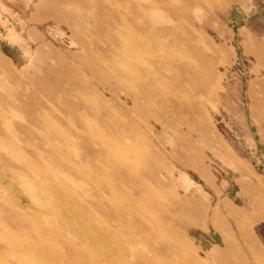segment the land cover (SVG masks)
Wrapping results in <instances>:
<instances>
[{
    "label": "rangeland",
    "instance_id": "obj_1",
    "mask_svg": "<svg viewBox=\"0 0 264 264\" xmlns=\"http://www.w3.org/2000/svg\"><path fill=\"white\" fill-rule=\"evenodd\" d=\"M91 1L0 0V201L48 200L28 210L44 213L30 228L45 237L34 246L1 230L9 219L0 210V235L28 248L12 263L103 264L82 214L95 207L84 193L97 189L131 227L136 207L160 237L183 236L199 264H264V0H167L144 30L127 5L156 0ZM113 61L129 66L121 86L107 78ZM126 93L139 96L136 106L123 107ZM107 140L124 153L122 166ZM134 191L143 193L136 202Z\"/></svg>",
    "mask_w": 264,
    "mask_h": 264
},
{
    "label": "bare ground",
    "instance_id": "obj_2",
    "mask_svg": "<svg viewBox=\"0 0 264 264\" xmlns=\"http://www.w3.org/2000/svg\"><path fill=\"white\" fill-rule=\"evenodd\" d=\"M91 1V0H90ZM116 1V0H115ZM125 1V0H124ZM138 1V0H137ZM195 0H187V2L190 3H194ZM204 1V0H203ZM93 3V1H91ZM128 2V1H126ZM117 3V2H116ZM125 3V2H124ZM162 3H167V0H159V1H152L150 3V5H148L147 8L142 7V5H140V3L138 2H134V4L131 5H127V7L131 8V10H133V14H132V19H133V23L134 26L137 27L139 30H144L146 28V25L144 24V21H146V23L148 21H150L151 15H150V10L151 8H159L161 7ZM182 3V2H181ZM118 4V3H117ZM208 4V3H207ZM210 5V4H209ZM90 6V5H89ZM119 6V5H118ZM88 7V6H87ZM115 7V6H114ZM124 7V5L122 6ZM185 7V6H184ZM210 8V7H209ZM112 9V8H111ZM112 11V10H111ZM110 11V12H111ZM113 12V11H112ZM125 12V11H124ZM132 12V11H131ZM130 11H128V13L131 14ZM153 12V11H152ZM155 12V11H154ZM108 13V12H107ZM127 13V12H126ZM127 13V14H128ZM172 13V12H171ZM178 13V12H177ZM110 15V13H108ZM158 14V13H156ZM102 15V14H101ZM105 15V14H104ZM103 15V16H104ZM107 15V14H106ZM153 15V14H152ZM193 15V14H192ZM118 16V15H117ZM158 16V15H157ZM161 16V14H160ZM167 16V15H166ZM173 18H177V14L173 13ZM108 17V16H107ZM162 17V16H161ZM165 17V16H164ZM162 17V19L164 18ZM169 17V16H168ZM110 18V17H109ZM172 18V17H171ZM195 18V17H194ZM130 19V18H128ZM165 19V18H164ZM170 19V18H169ZM180 19V18H179ZM109 20V19H108ZM124 19H121V21H123ZM152 20V19H151ZM184 20V19H183ZM99 21V20H98ZM178 21V20H177ZM195 21V19H194ZM103 22V21H100ZM125 22V21H124ZM167 22V21H166ZM170 22V20H169ZM186 22V21H184ZM120 23V21H119ZM163 23V22H161ZM189 23V22H188ZM101 24V23H99ZM126 24V23H125ZM166 24V23H165ZM169 24V23H168ZM96 25V24H95ZM127 25V24H126ZM125 25V26H126ZM131 25V23H130ZM161 25V24H160ZM171 25V24H169ZM186 25V24H185ZM97 26V25H96ZM95 26V27H96ZM118 26V25H116ZM148 26V25H147ZM162 26V25H161ZM164 26V25H163ZM175 27V25L173 26ZM193 27V26H191ZM128 29V27H126ZM132 28V27H131ZM152 28V27H151ZM160 28V26H159ZM169 28V27H168ZM168 28L165 29V27L163 29H161V33L164 35L167 32L166 31H170ZM176 28V27H175ZM194 28V27H193ZM121 29V28H120ZM130 29V28H129ZM135 29V28H134ZM133 30V28H132ZM148 31V30H147ZM185 31V30H184ZM188 31V30H187ZM187 31H185L187 33ZM149 32V31H148ZM189 32V31H188ZM122 33V32H121ZM138 33V32H137ZM136 33V34H137ZM153 33V32H152ZM150 33V34H152ZM198 33V32H197ZM130 34V33H129ZM132 34V32H131ZM134 34V33H133ZM149 34V33H148ZM123 35V34H121ZM127 35V34H126ZM140 35V34H139ZM118 36V35H117ZM120 36V35H119ZM131 36V35H130ZM135 36V34H134ZM141 36V35H140ZM146 36V35H145ZM129 37V36H128ZM127 37V38H128ZM139 37V36H138ZM188 37V36H187ZM199 37V36H198ZM119 38V37H118ZM125 38V39H127ZM141 38H143L141 36ZM140 38V39H141ZM180 38V37H179ZM132 39V38H131ZM135 39V38H134ZM137 39V37H136ZM135 39V40H136ZM151 39V38H150ZM165 38H162V40ZM178 39V38H176ZM187 39V38H186ZM202 39V38H201ZM120 40V39H119ZM124 40V38H123ZM133 40V39H132ZM139 41V40H138ZM157 41V40H156ZM155 41V42H156ZM153 42V41H152ZM152 42H149L150 44ZM161 42V41H160ZM170 42V41H169ZM176 42V41H175ZM174 42V43H175ZM185 42V41H182ZM181 42V43H182ZM126 43V42H125ZM140 43V42H139ZM142 43V42H141ZM144 43V41H143ZM137 44V43H136ZM153 44V43H152ZM156 44V43H155ZM165 45V43H163ZM201 44V43H200ZM204 44V43H203ZM130 45V44H129ZM133 45V44H132ZM187 45L188 47L193 51V52H197V45L194 41L192 40H188L187 41ZM114 46V45H113ZM116 46V45H115ZM123 46V45H122ZM136 46V45H135ZM182 46V45H181ZM104 47V46H103ZM108 47V46H105ZM117 47V46H116ZM147 47V46H146ZM111 48V47H110ZM124 48V47H123ZM138 48V47H137ZM143 48V47H142ZM156 48V47H155ZM120 49V48H119ZM118 49V50H119ZM208 49V48H207ZM206 49V50H207ZM107 50V49H105ZM111 50V49H110ZM121 50V49H120ZM140 50H142L140 48ZM165 50V49H164ZM143 51V50H142ZM152 51V50H150ZM168 51V50H167ZM111 52V51H110ZM140 52V51H139ZM147 52V51H146ZM149 52V51H148ZM169 52V51H168ZM188 52V51H187ZM122 53V52H121ZM130 53V52H129ZM128 53V54H129ZM144 51L142 52L143 55ZM191 53V52H190ZM127 53H125L126 55ZM131 54V53H130ZM145 54V53H144ZM111 55V54H110ZM124 55V54H123ZM178 55V54H177ZM192 55V54H191ZM147 56V55H146ZM164 56V55H162ZM170 56V54H169ZM180 56V55H178ZM109 57V56H108ZM135 57V55H134ZM150 57V56H149ZM148 57V58H149ZM153 57V56H152ZM190 57V56H189ZM97 58V57H96ZM110 58V57H109ZM119 58V57H118ZM129 58V57H126ZM169 58V57H167ZM191 58V57H190ZM140 59V58H139ZM163 59V58H162ZM165 59V58H164ZM171 59V58H170ZM194 59V58H193ZM159 60V59H158ZM161 60V59H160ZM166 60V59H165ZM180 60V58H179ZM195 60V59H194ZM198 60V59H197ZM121 61V60H120ZM163 61V60H162ZM205 61V60H203ZM128 62V61H127ZM144 62V61H143ZM184 62V61H183ZM194 62V61H193ZM196 62V61H195ZM108 62H106L107 64ZM121 63V62H119ZM145 63V62H144ZM180 63V61H179ZM123 64V62H122ZM139 64V63H138ZM185 64V63H184ZM189 64V63H188ZM86 65V64H85ZM94 65V64H93ZM126 65V64H125ZM124 65V66H125ZM190 65V64H189ZM188 65V66H189ZM95 66V65H94ZM112 66L115 68L117 67L118 70L112 69L109 70L108 68L105 70L108 73V77L107 78H114L117 83L121 86V82L123 81L121 78L122 75L126 74L128 76V68L127 67H118V63L116 64V62H112ZM136 66V65H135ZM150 66V65H149ZM165 66V65H164ZM171 66V65H170ZM192 66V65H191ZM131 67V66H130ZM134 68V67H132ZM136 68V67H135ZM164 69V68H163ZM149 70V69H148ZM183 70V69H182ZM186 70V69H185ZM201 70V68L199 69ZM203 70V69H202ZM173 71V70H172ZM198 71V70H197ZM208 71V70H207ZM211 72V70H209ZM131 72V71H129ZM147 72V71H146ZM160 72V71H159ZM187 72H189L187 70ZM101 73V72H99ZM132 73V72H131ZM130 73V74H131ZM134 73V72H133ZM169 73V72H168ZM177 73V72H176ZM200 73V71L198 72ZM103 74V73H102ZM163 74V73H162ZM207 74V72H206ZM132 75V74H131ZM155 75V74H154ZM164 75V74H163ZM173 75V74H172ZM175 75V73H174ZM201 75V74H200ZM167 76V75H165ZM138 77V76H137ZM160 77V76H159ZM158 77V78H159ZM126 78V77H125ZM135 78V77H134ZM178 78V76H177ZM208 76H203L201 79H203L204 81L207 80ZM129 79V78H128ZM131 79V77H130ZM148 79V77L146 78ZM167 80V79H166ZM193 81V80H192ZM125 82V81H124ZM132 82V80H131ZM194 82V81H193ZM192 82V83H193ZM130 83V82H127ZM158 83V82H157ZM129 85V84H127ZM161 85V83H160ZM131 86V85H130ZM137 86V85H136ZM135 86V87H136ZM144 86V85H143ZM163 86V85H161ZM214 86V85H213ZM127 87V86H126ZM132 87V86H131ZM130 87V88H131ZM147 87L149 88V93H152V87L153 85H147ZM169 87V85H168ZM129 88V87H128ZM164 88V87H163ZM81 89V88H80ZM133 89V88H132ZM156 89V87H155ZM75 90V89H74ZM134 90V89H133ZM154 90V87H153ZM79 91V90H78ZM131 91V90H130ZM136 91V90H134ZM191 91V90H190ZM169 92V91H168ZM171 92V91H170ZM192 92V91H191ZM144 94H147L148 92H143ZM171 94V93H170ZM87 95V94H86ZM187 95V94H186ZM176 96V95H175ZM188 96V95H187ZM186 96V97H187ZM201 96V95H200ZM199 96V97H200ZM100 97V96H99ZM138 95H134V94H125V100L123 103V107L126 109V106L128 105V103L136 106L137 105V100L138 99ZM207 97V96H206ZM215 97V96H214ZM151 98V96H150ZM175 98V97H174ZM189 98V96H188ZM208 98V97H207ZM142 99V97H141ZM178 99V98H177ZM198 99V98H197ZM99 100V99H98ZM101 100V98H100ZM99 100V101H100ZM180 100V99H179ZM187 100V99H186ZM200 100V98H199ZM210 100V99H209ZM84 101V100H82ZM105 101V100H104ZM108 102V101H107ZM141 102V101H140ZM84 103V102H83ZM102 103V102H101ZM145 103V101H144ZM180 103V102H179ZM202 103V102H201ZM79 102H75L74 104V109L79 106ZM92 104V103H91ZM90 104V105H91ZM104 104V103H103ZM152 104V103H150ZM161 104V103H160ZM189 104V103H188ZM89 105V106H90ZM201 105V104H200ZM88 106V107H89ZM103 106V105H102ZM144 106V105H143ZM207 106V105H206ZM86 107V106H85ZM91 107V106H90ZM202 107V106H201ZM205 107V106H203ZM94 108V106H93ZM107 108V107H106ZM110 108V107H109ZM150 108V106H149ZM208 108V106L206 107ZM143 109V108H142ZM145 109V108H144ZM204 109V108H203ZM93 110H96L93 109ZM151 111V110H149ZM100 112V111H99ZM206 112V111H205ZM62 119V113L61 111H59L58 113ZM136 115V114H135ZM138 116V115H137ZM149 116V115H148ZM146 116V117H148ZM202 116V115H201ZM126 117V116H125ZM136 117V116H135ZM151 118V117H150ZM126 119V118H124ZM147 119V118H146ZM205 119V117H204ZM159 120V119H158ZM142 121V120H141ZM149 121V120H148ZM53 123V122H52ZM144 123V122H143ZM54 124V123H53ZM138 124V121H137ZM145 124V123H144ZM1 125V123H0ZM146 125V124H145ZM74 126V125H72ZM126 127V126H125ZM131 127V126H130ZM134 127V126H133ZM2 128V127H1ZM59 128V126H58ZM77 128V127H76ZM80 129V128H79ZM79 129H75L74 132L77 135L82 136V138H84V141H88L85 139V136L81 135L82 132L79 131ZM84 129V128H83ZM64 130V129H63ZM140 130V129H139ZM149 129L146 130V132ZM59 131V130H58ZM141 131V130H140ZM138 131V132H140ZM62 132V131H61ZM136 132V130H135ZM143 132V131H142ZM149 132V131H148ZM66 133V132H65ZM93 133V132H92ZM151 133V131H150ZM116 134V133H115ZM114 134V135H115ZM138 134V133H137ZM142 134V133H141ZM86 135V133H85ZM117 135V134H116ZM115 135V137H116ZM145 135V134H144ZM147 135V134H146ZM101 136V135H100ZM132 136V135H131ZM141 136V135H140ZM64 137V136H63ZM136 137V136H135ZM87 138V137H86ZM111 138V136H110ZM91 139V138H90ZM114 139V137H113ZM144 139V138H143ZM102 141V140H101ZM52 143V142H51ZM116 143V142H115ZM114 142H109L107 141H103L102 145L104 146V148L106 149L107 153H109V156H112V158H114L115 160L119 161V165L122 166L123 161H124V153L122 154V151H119V147L116 146ZM134 143V142H133ZM24 145H29V141L23 142ZM87 144V143H86ZM120 144V143H119ZM144 144V141L143 143ZM54 145V144H53ZM91 145V144H90ZM132 145V144H131ZM144 145H149L148 142L146 141V144ZM134 146V145H132ZM140 146V145H139ZM142 146V145H141ZM57 147V146H56ZM121 147V146H120ZM136 147V146H135ZM103 148V150H104ZM54 150V149H53ZM60 150V149H59ZM55 151V150H54ZM140 151V150H139ZM56 152V151H55ZM131 152V151H130ZM150 152V151H149ZM58 153V152H57ZM98 153V152H97ZM133 153V152H132ZM136 155H139L138 153ZM108 157V156H107ZM106 157V158H107ZM68 158V157H67ZM87 158V157H85ZM135 158V157H134ZM133 158V159H134ZM105 158H101V160H103ZM150 159V158H149ZM69 160V159H68ZM88 160V159H87ZM136 160V159H135ZM151 160V159H150ZM65 161V160H64ZM66 162V161H65ZM81 162V161H80ZM102 162V161H101ZM110 162V161H109ZM134 162V161H133ZM70 163V162H69ZM64 164V163H63ZM102 164V163H101ZM100 164V165H101ZM78 165V163H77ZM76 165V166H77ZM82 165V164H81ZM99 165V166H100ZM119 165H116L119 166ZM66 166V164H65ZM64 167V166H63ZM74 168L75 165L74 163L71 162V168ZM104 167V166H103ZM101 168V167H100ZM109 168V167H108ZM121 168V167H120ZM160 168V167H159ZM86 169V168H84ZM104 169V168H103ZM111 170V169H110ZM117 170V169H115ZM124 170V169H123ZM64 171H67V169H65ZM85 171V170H84ZM91 171V170H90ZM102 171V170H101ZM120 171V170H119ZM117 171V172H119ZM128 171V170H127ZM68 172V171H67ZM77 172H79V170L77 169ZM88 173V172H86ZM99 173V172H98ZM116 173V172H115ZM145 173V172H144ZM152 173V172H151ZM54 174V173H53ZM102 174V173H101ZM106 174V173H105ZM129 172H124L121 174L120 177H122L123 180L127 181L129 180ZM160 174V173H159ZM88 175V174H87ZM136 175V174H135ZM76 176V175H75ZM91 176V175H90ZM95 176V175H94ZM67 177V175H66ZM78 177V176H77ZM76 177V178H77ZM88 177V176H87ZM93 177V176H92ZM99 177V176H98ZM114 177V176H113ZM117 177V176H116ZM116 177H114V179H116ZM167 177V176H166ZM71 178V177H70ZM108 178V177H107ZM151 178V177H150ZM155 178V177H154ZM158 178V177H157ZM163 178V176H162ZM86 179V178H85ZM89 179V178H88ZM149 179V178H148ZM70 180V179H69ZM110 180V179H109ZM113 180V179H112ZM167 180V179H166ZM47 181V180H46ZM115 182V181H114ZM152 182V180H151ZM155 182V180H154ZM157 182V181H156ZM155 182V183H156ZM52 184V183H51ZM94 184V183H93ZM133 184V183H132ZM139 183H137L136 185H138ZM157 184V183H156ZM99 185V184H98ZM119 185V184H118ZM124 185L126 186V184L124 183ZM128 185V184H127ZM48 186V185H46ZM102 186V185H101ZM155 186V185H154ZM100 187V186H99ZM120 187V185H119ZM122 187V186H121ZM128 187V186H127ZM130 187V186H129ZM160 187V186H159ZM170 187V186H169ZM83 188V187H82ZM100 189V188H99ZM116 189V188H115ZM136 189V188H134ZM89 190V189H87ZM4 191V190H2ZM47 191V189H46ZM69 191V189H68ZM143 191V190H142ZM141 191V192H142ZM157 191V190H156ZM124 192V191H123ZM133 192V191H131ZM135 194L137 193L136 191H134ZM7 193V192H6ZM99 193H104L103 198L106 199L108 205L103 206L101 203V198L99 197ZM87 197H89L90 199H92L95 202V207H91L88 206L87 210H85L82 207V214L83 217H86L89 223V228L87 229L88 232H84V235L90 238H94V242H96V244L94 243L95 246H91L90 245V250L95 253L96 251V258L97 261H99L100 263L103 264H199L200 260L199 258L196 257L195 252L191 249L189 243L186 242L185 238H183V236H180L178 234L174 235V238L169 237V239L167 238H162L158 235V232L156 231V229L153 228L151 223H147L146 221H144L143 217V213H141L138 208H134L132 209L129 213L132 214V220L131 222L134 223V227H131V225L129 224L130 221L128 222H124L123 220V216L118 213L117 209L114 207V201L112 200L111 197H108V194L105 191H101V190H97L94 189L92 191H87L84 193ZM121 193H119L120 195ZM143 194V193H142ZM142 194L141 193H137V195L134 197V195L131 197H129L133 202H136L137 199L142 198ZM151 196V195H149ZM163 196V195H162ZM137 197V198H136ZM1 198V197H0ZM164 198V197H163ZM19 199V198H18ZM79 203L77 202V205L80 206V201L83 202L85 199H83L82 197L78 198ZM121 200V198H120ZM29 201H33V200H29ZM36 201V200H35ZM44 201V200H43ZM48 201V200H47ZM44 201L43 204H38L35 205L33 203V205H25L23 203H21L20 201H18L17 199L12 202H7L5 200H1L0 201V210L2 211V213L8 217L9 220L5 221L3 223V226L1 228V230L4 231H10V232H15L19 231L22 234H20V237L23 241L27 242L28 245L30 246H34L35 244V240L37 241H42L45 237L42 236L40 233H37L34 235H32V232H30V228L33 227L34 225V221L36 224V221L44 218V216H42V212H31L28 213V210H30L31 208H34L37 206H41L42 208L44 207V210L47 208L48 202ZM86 201V200H85ZM84 201V202H85ZM142 202V201H141ZM145 202V201H144ZM148 202V201H147ZM159 202V201H158ZM143 203V202H142ZM156 204V203H155ZM43 205V206H42ZM164 206V205H163ZM149 208V207H148ZM151 209V208H150ZM149 209V210H150ZM147 210V209H146ZM32 211V210H31ZM42 211V210H41ZM145 211V210H144ZM234 211V210H233ZM150 212V211H149ZM147 213V212H146ZM233 214V212H231ZM42 214V215H41ZM81 214V211H80ZM235 214V213H234ZM130 219V218H129ZM55 222V220H54ZM133 225V224H132ZM144 228H146L148 230V234H146L144 232ZM174 228V227H173ZM178 229V228H177ZM29 230V232H28ZM122 230L125 231V233L123 235H121L119 233V231L121 232ZM181 231V230H180ZM51 232H55V231H51ZM50 232V233H51ZM141 232H144V234H141ZM1 233V231H0ZM139 233V234H138ZM183 233V232H182ZM141 234V235H140ZM19 235V234H17ZM165 235V234H164ZM98 239V240H97ZM19 240V238H18ZM250 240L253 241V239L250 237ZM98 242V244H97ZM112 242H114V245L112 244ZM163 242V243H162ZM254 242V241H253ZM165 243V244H164ZM5 246V247H3ZM225 246V245H224ZM12 248L9 249V251H6L8 248ZM258 247V246H257ZM0 249H2L0 251V264H14L12 263L13 258L17 259V258H21L22 259V255L26 254L25 251H27L28 248H22L19 244L15 245L13 243L10 242V239L3 237L2 235H0ZM31 250V249H30ZM251 253H257L256 248H249ZM219 253L218 252H214V254L212 255V258L215 259V255L217 256ZM86 264H97L96 262L94 263V261H88L86 260ZM21 264H25L23 263V260L21 262Z\"/></svg>",
    "mask_w": 264,
    "mask_h": 264
}]
</instances>
